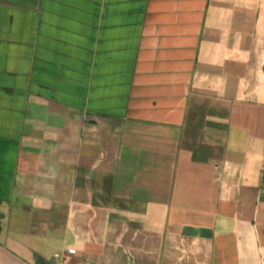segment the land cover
<instances>
[{
  "label": "crops",
  "instance_id": "0c3cea01",
  "mask_svg": "<svg viewBox=\"0 0 264 264\" xmlns=\"http://www.w3.org/2000/svg\"><path fill=\"white\" fill-rule=\"evenodd\" d=\"M67 249L264 264V0H0V264Z\"/></svg>",
  "mask_w": 264,
  "mask_h": 264
},
{
  "label": "built area",
  "instance_id": "2783aa9c",
  "mask_svg": "<svg viewBox=\"0 0 264 264\" xmlns=\"http://www.w3.org/2000/svg\"><path fill=\"white\" fill-rule=\"evenodd\" d=\"M75 255H76L75 250L72 249L64 250L63 252L55 256V262L56 264H71Z\"/></svg>",
  "mask_w": 264,
  "mask_h": 264
},
{
  "label": "water",
  "instance_id": "95a60500",
  "mask_svg": "<svg viewBox=\"0 0 264 264\" xmlns=\"http://www.w3.org/2000/svg\"><path fill=\"white\" fill-rule=\"evenodd\" d=\"M50 264H56L55 260H53Z\"/></svg>",
  "mask_w": 264,
  "mask_h": 264
},
{
  "label": "trees",
  "instance_id": "16d2710c",
  "mask_svg": "<svg viewBox=\"0 0 264 264\" xmlns=\"http://www.w3.org/2000/svg\"><path fill=\"white\" fill-rule=\"evenodd\" d=\"M194 159H195V160H197V155H196V156H194Z\"/></svg>",
  "mask_w": 264,
  "mask_h": 264
}]
</instances>
